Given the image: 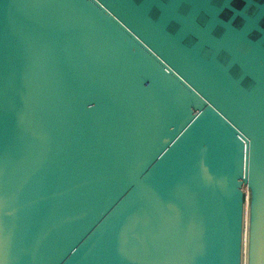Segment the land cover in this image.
Instances as JSON below:
<instances>
[{
	"label": "water",
	"instance_id": "95a60500",
	"mask_svg": "<svg viewBox=\"0 0 264 264\" xmlns=\"http://www.w3.org/2000/svg\"><path fill=\"white\" fill-rule=\"evenodd\" d=\"M0 264H264V0H0Z\"/></svg>",
	"mask_w": 264,
	"mask_h": 264
}]
</instances>
